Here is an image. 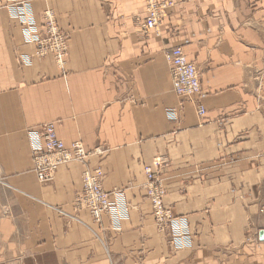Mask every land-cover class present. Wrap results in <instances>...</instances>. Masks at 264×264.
<instances>
[{
    "label": "crops",
    "instance_id": "obj_1",
    "mask_svg": "<svg viewBox=\"0 0 264 264\" xmlns=\"http://www.w3.org/2000/svg\"><path fill=\"white\" fill-rule=\"evenodd\" d=\"M25 1L70 40L63 67L40 59L0 11V264H264V0H176L148 38L146 0ZM176 47L198 68L204 117L173 89L164 53ZM49 124L98 152L88 163L106 192L124 191L118 228L76 208L84 164L37 179L29 134ZM146 168L189 247L159 232Z\"/></svg>",
    "mask_w": 264,
    "mask_h": 264
},
{
    "label": "built area",
    "instance_id": "obj_2",
    "mask_svg": "<svg viewBox=\"0 0 264 264\" xmlns=\"http://www.w3.org/2000/svg\"><path fill=\"white\" fill-rule=\"evenodd\" d=\"M13 1L16 0L8 2L0 0V10L7 9L11 17L20 22L25 42L36 47V55L40 59L53 55L59 66L63 67L68 56L70 39L58 27L53 13L46 12L47 15L45 13V23L40 27L34 17L30 2L17 3ZM173 7L174 2L172 0H147V19L145 20L146 22L139 24L142 36L147 38L151 30H159V27L161 30L162 20L168 17V12ZM165 56L172 64L171 75L178 97L195 104L199 115L204 117L206 115L204 101L207 98V94L202 91L200 86L196 65L188 60L181 47L165 51ZM20 62L24 65H30L32 60L29 57H22ZM170 115L173 119L177 118L176 111L170 112ZM34 138L47 144L46 149L37 147L38 150L35 152L38 159L46 162L44 166L36 167L34 170L42 183L54 180L57 166L49 163V161L56 156H60L64 162L72 160L83 161L82 156L85 154L83 151L75 149L73 152L67 153L62 145H57L58 142L55 140L54 127L52 125L51 127L44 126L41 132L35 133ZM35 164H38L36 160ZM84 172L83 190L76 200L77 209H87L94 220L99 223L109 210L112 211L113 208L116 209L118 206L127 208V203L123 199V190H115L109 193L103 189V172L99 170L92 171L89 168L85 169ZM145 172L152 186L151 191H149V197L153 203V215L159 232L166 234L173 249L182 250L189 247L191 245V237L186 220L175 217L172 211L166 207L164 186L155 177L150 168H146ZM116 199H118V206L115 204ZM120 199H122V202L119 203ZM118 227L115 226V228Z\"/></svg>",
    "mask_w": 264,
    "mask_h": 264
},
{
    "label": "bare ground",
    "instance_id": "obj_3",
    "mask_svg": "<svg viewBox=\"0 0 264 264\" xmlns=\"http://www.w3.org/2000/svg\"><path fill=\"white\" fill-rule=\"evenodd\" d=\"M157 1H165V0H157ZM173 2H174V7L176 6V4H177V1L176 0H172ZM173 7V8H174ZM173 8H171L170 10H172ZM170 10H169V12H170ZM169 12H168V17H169ZM46 15H47V13H46ZM147 15H148V8H147V0H146V17L144 18V19H141V18H137L136 19V22L138 23V27H139V24H141V23H143V22H146L145 20L147 19ZM168 17H165L163 20H162V26H163V23H164V21L168 18ZM22 29V28H21ZM161 29H162V27H161ZM140 31V34H141V30H139ZM22 34H23V32H22ZM161 34V30H160V27H159V30L158 29H154V30H151L150 31V35L148 36V37H150V36H152V35H156V36H159ZM142 35V34H141ZM147 37V38H148ZM23 38H24V36H23ZM25 41V40H24ZM171 49H175V48H171ZM171 49H169V50H171ZM183 49V48H182ZM184 51V50H183ZM185 53V52H184ZM186 55V54H185ZM164 57H165V59L168 61V63L170 64V67L172 66V64L170 63V61L167 59V57L165 56V53H164ZM196 65V64H195ZM196 69H197V66H196ZM197 73H198V77H199V79H200V76H199V72H198V69H197ZM171 78H172V75H171ZM172 83H173V87H174V90H175V93L177 92L176 91V87H175V83H174V81L172 80ZM200 86H201V82H200ZM201 88H202V86H201ZM177 94V93H176ZM178 96V95H177ZM170 118H171V116H169ZM51 125L54 127L55 125H53V124H49V125H47L48 127H51ZM43 129V128H42ZM42 130H37V131H30V134H29V138H30V142H31V145H32V155H33V158H34V170H35V168L36 167H42V166H44L45 165V161L44 160H40V159H38L37 158V156H36V154H35V152L38 150V148L37 147H42V148H44V149H46V146H47V144L45 143V142H42V141H40V140H37V139H35L34 138V136H35V133L36 132H41ZM54 134H55V140L59 143H57V145L58 146H60V145H62V147H63V149H64V151L65 152H67V153H71V152H73V150H75V149H79V150H81V151H83L85 154L82 156V160H84V159H86L87 158V153H86V151H85V149H84V147H83V145H81V144H79V143H74V144H72L71 146H67L65 143H63V141L60 139V137L58 136V134H57V132H56V129H55V127H54ZM35 160L38 162V164L36 165L35 164ZM75 161H77V160H72V161H69V162H64V160L60 157V156H56L55 158H53V159H51L50 161H49V163H52V164H54V165H56L57 166V171L60 169V168H62V167H64V166H68V165H70L71 163H74ZM90 170V169H89ZM92 171H96V170H92ZM99 171H101V172H103L102 170H99ZM34 173H35V175H36V177H37V179L39 180V178H38V176H37V174H36V172L34 171ZM85 173V172H84ZM103 174H104V172H103ZM85 176V175H84ZM40 181V180H39ZM54 181V180H53ZM41 182V181H40ZM151 183H150V181L148 180V184H147V186H146V189H147V191H148V198H149V200H150V202H151V205H152V208H153V203H152V201H151V199H150V197H149V191H151ZM165 188V187H164ZM165 191H166V189H165ZM165 196H166V194H165ZM127 201V200H126ZM120 202H122V199H120L119 200V203ZM118 199H116V205L118 206ZM77 208V207H76ZM128 209H129V207H128V205H127V208L125 207V208H120L119 206L116 208V209H114L113 208V210L112 211H108V212H106V214L105 215H109V217H110V219H111V224H112V226L115 228V226L117 227V226H120L121 225V223L125 220V219H127V217H128ZM82 210H87V209H82ZM90 212V211H89ZM92 215V214H91ZM93 217V216H92ZM103 218V217H102ZM94 219V218H93ZM102 220V219H101ZM95 221V220H94ZM96 222V221H95ZM97 223V222H96ZM101 222H99L98 224H100ZM118 232V231H117ZM168 240H169V238H168Z\"/></svg>",
    "mask_w": 264,
    "mask_h": 264
},
{
    "label": "rangeland",
    "instance_id": "obj_4",
    "mask_svg": "<svg viewBox=\"0 0 264 264\" xmlns=\"http://www.w3.org/2000/svg\"><path fill=\"white\" fill-rule=\"evenodd\" d=\"M8 2V1H11V0H4V2ZM13 2H17V3H22V2H31V1H25V0H16V1H13ZM31 4V3H30ZM6 8V7H5ZM2 10H4V9H2ZM7 10V9H6ZM1 11V10H0ZM33 14H34V12H33ZM34 17H35V14H34ZM137 18H139V17H137ZM136 18V19H137ZM145 18V17H144ZM35 19H36V17H35ZM37 21V20H36ZM56 21V20H55ZM57 23V22H56ZM21 25V24H20ZM58 25V24H57ZM138 30H139V28H138ZM139 33H140V31H138ZM141 35V34H140ZM182 48V47H181ZM25 57H29V56H25ZM68 57V56H67ZM30 58V57H29ZM66 61H67V58H66ZM66 61H65V64H66ZM191 62V61H190ZM192 63H194V62H192ZM64 64V65H65ZM195 64V63H194ZM171 69V68H170ZM198 69V68H197ZM199 76H200V74H199ZM200 82H201V79H200ZM173 84V83H172ZM202 86V85H201ZM173 89H174V87H173ZM175 91V90H174ZM177 95V94H176ZM189 102H191V101H189ZM192 103V102H191ZM53 125H55V124H53ZM55 127V129H56V132H57V126L55 125L54 126ZM39 130H42V129H39ZM57 134H58V132H57ZM59 136V135H58ZM62 140V139H61ZM63 141V140H62ZM63 143H64V141H63ZM75 143H79V144H81V145H83V147H84V149H85V151H86V153H88L87 154V158L86 159H84L83 161H75L74 163H82V164H84L85 166H86V168L85 169H87V168H89L90 170H102V169H100V168H95V169H93L91 166H90V164L88 163V160L90 159V157H92V156H94V155H96V153H98L97 151H90V150H88L86 147H85V145L81 142V141H77V142H75ZM74 144V143H73ZM71 146V145H70ZM104 154V153H103ZM103 171V170H102ZM146 173V172H145ZM104 177H105V175H104ZM147 177H148V175H147ZM104 179V178H103ZM147 184H148V178H147ZM147 184H146V186H147ZM83 185H84V173H83ZM103 187V186H102ZM147 195H148V191H147ZM165 199V198H164ZM167 207V206H166ZM171 210V209H170ZM152 211H153V208H152ZM172 211V210H171ZM173 213V212H172ZM174 215V214H173ZM107 216H109V215H107ZM154 216V215H153ZM154 220H155V218H154ZM156 223V222H155ZM112 225V224H111ZM157 226V225H156ZM168 239V238H167ZM169 241V240H168Z\"/></svg>",
    "mask_w": 264,
    "mask_h": 264
}]
</instances>
